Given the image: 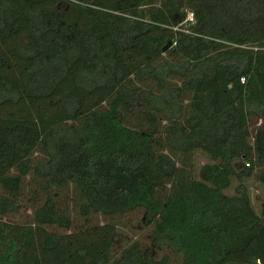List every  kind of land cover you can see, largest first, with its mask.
<instances>
[{"label": "trees", "instance_id": "obj_1", "mask_svg": "<svg viewBox=\"0 0 264 264\" xmlns=\"http://www.w3.org/2000/svg\"><path fill=\"white\" fill-rule=\"evenodd\" d=\"M253 176L264 0H0V264H264Z\"/></svg>", "mask_w": 264, "mask_h": 264}, {"label": "rangeland", "instance_id": "obj_2", "mask_svg": "<svg viewBox=\"0 0 264 264\" xmlns=\"http://www.w3.org/2000/svg\"><path fill=\"white\" fill-rule=\"evenodd\" d=\"M62 7V9H67L68 5H65L64 3H61L59 5ZM192 15L190 14V17ZM35 108H36V118L38 117L37 121L40 122L41 126L50 124L48 122L49 120V111L46 106L42 104H37V106L31 108L32 111L34 110L35 113ZM32 115V114H31ZM34 115V114H33ZM43 119L40 121V118ZM209 162V158L202 153L197 154V159H196V167L199 168L201 165ZM248 185L251 188V193H252V200H253V206L256 210L257 213H261L262 211V203L264 200V184H262L255 176L249 178L247 180ZM27 208V205H26ZM23 206L22 211H27L29 213L30 211L27 210ZM125 223H128V226H125L122 224L117 231H116V242L113 246V249L111 251V255L113 258H115L122 248L130 246L134 241H140L143 245V248L146 251H151L153 252V255L160 257L161 255L165 253H169L165 249H159L153 246V231L151 227L145 226L141 221H140V215L138 214H131L127 215L122 218ZM170 254V253H169ZM174 256L173 254H171Z\"/></svg>", "mask_w": 264, "mask_h": 264}]
</instances>
